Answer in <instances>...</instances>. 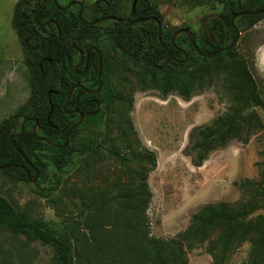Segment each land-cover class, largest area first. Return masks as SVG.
<instances>
[{"label": "rangeland", "instance_id": "obj_1", "mask_svg": "<svg viewBox=\"0 0 264 264\" xmlns=\"http://www.w3.org/2000/svg\"><path fill=\"white\" fill-rule=\"evenodd\" d=\"M17 1L0 0V55L14 36L9 19ZM95 1L81 0L86 5ZM132 1L120 0V14L129 15ZM149 2L159 8L162 25L167 29L188 27L200 38L204 37V20L209 15L216 16L220 8L218 0H204L194 6L179 5L177 0ZM99 47L106 58L111 96L105 107V123L92 129L89 137L80 139L92 140L89 154L76 155L60 171L50 164L49 179L39 185L35 183L38 177L34 181L32 176L27 182L16 181L0 170V195L28 218L49 222L67 232L74 227L73 235L78 238L75 252L81 258H74L75 264H113L104 257L106 252L99 253L89 245L96 232L89 233L91 239L85 244L81 240L87 234L85 220L89 226H99L84 206L91 198L107 202L96 240L110 241L119 231L116 226L131 218L141 220L151 238L176 239L188 228L194 214L216 203H225L232 211H250L246 220L264 216V113L260 109L240 102L239 110L246 122L240 125L237 137L211 152L201 166H194L185 151L190 149V132L194 128L228 113L235 96L244 94L227 59L219 58L209 66L186 100L176 89L164 96L163 78L158 72L145 71L140 63L126 59L106 41ZM235 49L245 57L264 98V17L241 32ZM10 55H15V60L3 62L12 73L11 80H15L10 88L16 97L10 98L9 92L5 96L4 92L0 123L14 116L29 96V75L19 43L17 52ZM1 83L0 91L9 89L7 80ZM126 131L131 136L128 140L122 138ZM109 149L131 152L133 159L121 163L108 153ZM143 183L150 194L143 214L139 206H134L136 200L116 201L122 190L137 192ZM182 248L188 264H213L208 241L185 242ZM250 249L249 240L242 242L224 264H246ZM51 257L50 247L0 230V264H51Z\"/></svg>", "mask_w": 264, "mask_h": 264}, {"label": "trees", "instance_id": "obj_2", "mask_svg": "<svg viewBox=\"0 0 264 264\" xmlns=\"http://www.w3.org/2000/svg\"><path fill=\"white\" fill-rule=\"evenodd\" d=\"M44 1L18 0L11 22L29 75L27 101L17 109L14 116L0 123V167L8 166L1 172L16 181H29L21 166L27 169L29 176L34 177L35 171L38 173L35 183L39 185L49 179L47 168L50 164L60 171L70 165L76 155L89 154V141L92 140L80 142V139L89 137L92 129H97L105 123V107L110 104L111 96L106 58L99 47L103 41L126 59L140 63L145 71L158 72L163 78L161 89L164 96L176 89L186 100L189 99L190 92L200 76L206 74L209 66L216 60L226 58L230 63L244 94L235 96L228 113L190 132L191 146L185 151L194 166H201L211 152L225 147L237 137L240 125L246 122V116L239 110L240 102H247L264 113L263 94L245 57L235 49L236 43L231 49H225L237 38V32L241 34L250 29L264 14L239 17L234 25L231 24L232 17L240 12L264 10V0H218L219 13L216 16L209 15L202 24L203 38L188 27L175 31L167 29L162 25L163 16L159 8L149 0H137L132 12L133 0L128 16L120 14V0H96L89 5L82 3V17L86 21L117 16L123 22L131 23L155 17L161 23L160 41L158 26L153 21L122 26L119 22L106 20L89 26L79 19L78 0H57L61 8L72 3L68 9H60L49 0L42 10ZM203 1L177 0V3L194 6ZM45 21H52L57 26L52 23L39 26L38 23ZM57 27L60 29L61 39L65 42L58 38ZM183 28L190 30L193 42L200 52L221 51L210 58L201 57L186 34L177 36L172 44L174 32ZM65 43L73 45L75 49ZM90 48H96L100 54L101 89L96 94H89L76 88L64 109L68 93L76 84L82 85L86 90H94L98 86L96 52H90L84 73L79 75L77 72L84 68V64L77 71L74 70L79 61L78 49L85 54ZM72 110L83 114V120L74 128L67 146L52 147L37 139L44 137L58 146L63 145L69 128L79 118L77 113H67ZM24 120L26 123L23 133L11 140L13 134L21 132V123ZM35 126L36 136L33 134ZM130 137L127 131L122 133L124 140ZM108 153L121 163L131 162L133 159L131 152L122 153L118 149H109ZM152 165L154 166V161ZM149 196L147 184L143 183L137 192L122 190L115 199L119 203H131L136 200L134 206H139L140 213L143 214ZM106 205L107 202L100 199L91 198L85 202L84 206L90 212L89 217L94 216V221L99 226H89L85 220L84 228L87 234L84 233L85 240H81L85 244L91 239L89 233L96 232L92 238L94 241L89 245L99 253L106 252L104 257L113 264H188L182 246L185 242L193 241H208V253L213 257V264H224L228 255L246 240L251 243L246 264H264V216L246 220L251 214L250 211H232L227 204L216 203L205 205L194 214L188 228L176 239L163 241L151 238L141 220L131 218L123 219L122 223L116 226L119 231L115 236L111 235L110 241L96 240ZM129 211L132 212V209ZM122 214L125 215L124 210ZM0 230L22 235L29 242H39L50 247L51 264H75L74 258L81 260L75 252V242H78V238L73 235L74 227L67 232L54 228L49 222L28 218L1 195Z\"/></svg>", "mask_w": 264, "mask_h": 264}, {"label": "water", "instance_id": "obj_3", "mask_svg": "<svg viewBox=\"0 0 264 264\" xmlns=\"http://www.w3.org/2000/svg\"><path fill=\"white\" fill-rule=\"evenodd\" d=\"M48 1H49V0H45V1L43 2V4H42V10H43L45 4H46ZM52 1H53V2L55 3V5H56L58 8H60V9H68V8L72 5V3H71V4H69L68 6H66L65 8H61V7L58 6V4H57V0H52ZM136 1H137V0H134V2H133V5H132L133 10H134V7H135V3H136ZM77 5L79 6V14H78V16H79L80 21H81L82 23H84V24L89 25V26H95V25H97L98 23H100V22H102V21H106V20L119 22L122 26H132L134 23H142V22L145 23V22L153 21V22H155V23L157 24V26H158V39H159V41H160L161 23H160L155 17H148V18H146V19H139V20L133 21V22H131V23L123 22L120 18H117V17H107V18H100V19H97V20H94V21H86V20L83 19V17H82L83 4H82L81 0H78ZM263 14H264V10H252V11L240 12V13H238V14H236V15H234V16L232 17V19H231V24L234 25L235 20H236L237 18H239V17H244V16H257V15H263ZM37 19H38V16H36V20H37ZM49 23L55 24V26H57L56 23H54V22H52V21H45V22H41V23H38V24H39V26H45V25H47V24H49ZM180 34H186V35L188 36L191 45L195 48L197 54H199L201 57H204V58H210V57L215 56L216 53H218V52L221 51V50H219V51H217V52H212V53H202V52H200V51L197 49V47H196V45L194 44V42H193V38H192V34H191L190 30L185 29V28L180 29V30H177L176 32H174V34H173V36H172V39H171V43H172V44H174V41H175L176 37L179 36ZM239 35H240V32H237V38H238ZM57 36H58V38L61 40V42H65L64 40L61 39V33H60V29H59L58 27H57ZM237 38H236V39H235V40H234L229 46H227L225 49H226V50L231 49V48L233 47V45L236 43ZM65 44H66L67 46H69V47L75 49V47H74L73 45H71V44H69V43H65ZM91 51L96 52V54H97V56H98V59H99V62H98V68H97L98 86H97V88L94 89V90H86L82 85H80V84H76L73 88H71V90H70L69 93H68L66 103H65L64 106H63L64 109L67 107V105H68V103H69V101H70V99H71V96H72V94H73V92L75 91L76 88H80V89H82V90H85V91L88 92L89 94H96V93H98V92L100 91V89H101L102 82H101V77H100V75H101V68H102V65H101V61H100V54H99V52L97 51L96 48H90L89 50H87V51L85 52V54H84L81 50L78 49V53H79V61H78V63L74 66V69L76 70V69H77L82 63H84V68H83V70H82L80 73H83V72L85 71V68H86V62H87V60H88V58H89V55H90V52H91ZM67 113H68V114L77 113V114L79 115V118H78V120H77V121H76V122H75V123L69 128V130H68V132H67V135H66V138H65V142H64L63 145L58 146V145L54 144L53 142H51L50 140H48L47 138H44V137H37V139H38L39 141H41V142H46L48 145H50V146H52V147H65V146H67V144H68V142H69V138H70V136H71V134H72L74 128H75L76 126L80 125L81 122H82V120H83V114L79 113L77 110L68 111ZM16 120H17V118H16ZM25 123H26V120H24V121L21 123V132H20V133H17V134H13V135L11 136V138H10L11 140H12L14 137L20 136V135L23 133ZM33 134H34V136H36V134H37V128H36V126H35L34 129H33ZM4 168H8V166H7V167H0V170H2V169H4ZM21 169L24 170V171L26 172L27 177H28V180H30V179H29V175H28V171H27V169H26L25 167H23V166H21ZM37 176H38V173L35 171V176L33 177L32 181H34V180L37 178Z\"/></svg>", "mask_w": 264, "mask_h": 264}, {"label": "crops", "instance_id": "obj_4", "mask_svg": "<svg viewBox=\"0 0 264 264\" xmlns=\"http://www.w3.org/2000/svg\"><path fill=\"white\" fill-rule=\"evenodd\" d=\"M12 16H13V14H12ZM9 21H10V26L12 28V25H11L12 17L9 19ZM12 31H13V29H12ZM13 33H14V31H13ZM13 35L14 36H12L11 39H8V44H6V45H8V48L5 50V53L3 55H0V60H1L0 61V67L2 69V71L0 72V85L2 84L1 82L7 80L6 85L9 86L8 90H6L5 88L1 89L3 91H0V100H4L6 98V97H4V92H5V96L9 92L10 98H12V95H14L13 98L16 97L15 96L16 93H14L12 91V88H10L15 83V80H11L12 79V73H8L9 70L7 71L6 64L3 62V61H14L15 60V55L14 56L10 55V52L16 53L17 48H18V41H17L15 33ZM2 64H3V66H2ZM5 77H6V79H5ZM8 82H10V85L8 84Z\"/></svg>", "mask_w": 264, "mask_h": 264}, {"label": "flooded vegetation", "instance_id": "obj_5", "mask_svg": "<svg viewBox=\"0 0 264 264\" xmlns=\"http://www.w3.org/2000/svg\"><path fill=\"white\" fill-rule=\"evenodd\" d=\"M133 2H134V1H133ZM136 3H137V1H136ZM136 3H135V5H136ZM132 5H133V4H132ZM131 9H132V12H134L135 7H134V10H133V8H131ZM115 17H117V16H115ZM117 18H120V17H117ZM120 19H121V18H120ZM108 21H109V20H108ZM135 21H136V20H135ZM114 22H116V21H114ZM87 62H88V60H87ZM87 62H86V64H87ZM98 62H99V59H98ZM82 64H84V63H82ZM82 64H81V65H82ZM81 65H80V66H81ZM80 66H79V67H80ZM79 67H78V68H79ZM78 68H77V69H78ZM77 69H76V70L74 69V70L77 71ZM82 70H83V69H82ZM82 70H81V71H82ZM85 70H86V68H85ZM81 71H77L79 75L82 74V73H80ZM84 72H85V71H84ZM84 72H83V73H84Z\"/></svg>", "mask_w": 264, "mask_h": 264}]
</instances>
